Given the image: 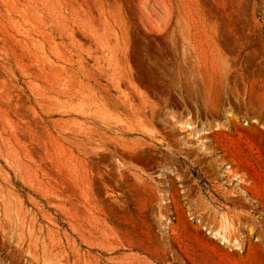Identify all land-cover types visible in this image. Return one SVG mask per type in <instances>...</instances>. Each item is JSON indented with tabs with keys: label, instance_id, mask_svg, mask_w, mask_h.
Here are the masks:
<instances>
[{
	"label": "rangeland",
	"instance_id": "rangeland-1",
	"mask_svg": "<svg viewBox=\"0 0 264 264\" xmlns=\"http://www.w3.org/2000/svg\"><path fill=\"white\" fill-rule=\"evenodd\" d=\"M0 264H264V0H0Z\"/></svg>",
	"mask_w": 264,
	"mask_h": 264
},
{
	"label": "trees",
	"instance_id": "trees-1",
	"mask_svg": "<svg viewBox=\"0 0 264 264\" xmlns=\"http://www.w3.org/2000/svg\"><path fill=\"white\" fill-rule=\"evenodd\" d=\"M192 173L194 177L197 179L199 184L202 186L204 190L208 189L209 183L206 180L205 176L201 173V171L196 167H191ZM27 190V189H26Z\"/></svg>",
	"mask_w": 264,
	"mask_h": 264
}]
</instances>
